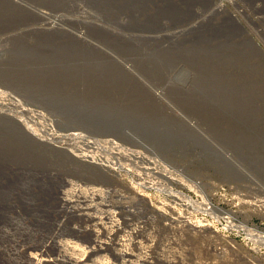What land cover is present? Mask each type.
<instances>
[{
    "label": "rangeland",
    "instance_id": "1",
    "mask_svg": "<svg viewBox=\"0 0 264 264\" xmlns=\"http://www.w3.org/2000/svg\"><path fill=\"white\" fill-rule=\"evenodd\" d=\"M0 44V264H264V0H0Z\"/></svg>",
    "mask_w": 264,
    "mask_h": 264
},
{
    "label": "water",
    "instance_id": "2",
    "mask_svg": "<svg viewBox=\"0 0 264 264\" xmlns=\"http://www.w3.org/2000/svg\"><path fill=\"white\" fill-rule=\"evenodd\" d=\"M2 45V44H0ZM4 46H7L5 43H3ZM13 46V45H10ZM22 50L19 47L13 46L11 49H6L3 50L0 48V64L1 65H11L15 62L16 58L18 57V54L21 53ZM22 79V76L20 77ZM24 83V82H23ZM35 95L36 93H31ZM41 95V96H39ZM35 95L37 98L42 99V101H45L46 96L44 94H39ZM77 110H82V111H93V112H101L104 111L105 113H111L119 110V107L112 103H107L106 101L102 100H96V102H90L89 105L81 106V107H75L74 108V117L79 116V113ZM76 119V118H75ZM95 121V124L97 125V128L102 129V131H114V129H118L123 127L121 123L118 120H111V121H106V123H97L100 121V119H91Z\"/></svg>",
    "mask_w": 264,
    "mask_h": 264
},
{
    "label": "bare ground",
    "instance_id": "3",
    "mask_svg": "<svg viewBox=\"0 0 264 264\" xmlns=\"http://www.w3.org/2000/svg\"><path fill=\"white\" fill-rule=\"evenodd\" d=\"M56 24V23H55ZM79 38H81L82 40H85V38L84 37H82V36H78ZM127 67V66H126ZM0 94H2V92L0 91ZM6 96H8V97H10L9 95H6ZM17 108V107H16ZM16 111H18V108H17V110ZM43 115H41V114H39V113H31L30 111H26V110H24L23 109V107H21V106H19V116H18V120L20 121V122H22L23 123V125H25V128H26V130L30 133H33V132H35V130H36V128H35V126L31 123V120H33V119H37V118H40V117H42ZM29 118H31V120L29 119ZM36 131H38V130H36ZM39 132V131H38ZM39 133H41V132H39ZM42 134V133H41ZM55 137H54V139H52V140H54L53 142H51V140L50 141H48V144H52V145H54V148H55V146H62V147H67V146H71V147H73L70 143H68V142H72V143H75V140H71L72 138L71 137H69V136H63V135H60V136H56L55 134H53ZM44 136V135H43ZM66 139H70L71 141H67ZM85 140L87 141L86 143H88L91 147H96L95 145L96 144H99V143H102V142H115V141H113V140H109V141H100L99 139H97V138H85ZM65 141H67V143L65 142ZM61 142V143H60ZM63 143V144H62ZM59 144V145H58ZM64 144H67V145H65L64 146ZM47 147H49V148H53V146L52 147H50V146H47ZM98 147V146H97ZM67 149V148H66ZM71 149H73V148H71ZM89 149V148H88ZM94 150V149H93ZM75 151H76V149H75ZM95 151V150H94ZM98 153V152H97ZM86 154L87 155H90V157H88V156H86ZM82 156H86L87 158H89L90 159V161H89V159H86L85 157V159L86 160H88V161H86V160H84V159H80V158H76V157H74L76 160H79L80 162H84V163H88V164H91V165H96V163H94V162H91V160H93V161H100V162H107V163H109L110 162V156H108V155H103V154H100V156H99V158L96 156V153L95 152H92V154H88V150L86 151V150H84V152L81 154ZM113 156V155H112ZM83 160V161H82ZM98 163V162H97ZM99 164V163H98ZM101 166V165H100ZM185 222V221H184ZM187 223V222H186ZM0 225H3V223L1 222L0 223ZM189 225V224H188ZM194 229V228H193Z\"/></svg>",
    "mask_w": 264,
    "mask_h": 264
},
{
    "label": "built area",
    "instance_id": "4",
    "mask_svg": "<svg viewBox=\"0 0 264 264\" xmlns=\"http://www.w3.org/2000/svg\"><path fill=\"white\" fill-rule=\"evenodd\" d=\"M50 117H48V119H49ZM30 120H31V118H29ZM34 121H36V124L35 125H37L36 127L38 128V129H40L41 130V132H42V135H47V137H50V138H54L55 136L53 135V134H55L56 136H60V132L56 129V127L54 128V126H53V124L51 123L50 124V126H52V128H53V130H52V132H50V127H42V126H40V121H41V119L40 118H38L37 120H35V119H33ZM32 121V120H31ZM51 121H53L52 119H51ZM48 133H50V135H48ZM105 144V145H104ZM107 144H110V145H112V143H110V142H103V143H99V144H96L95 146V148L94 147H89L90 149H87L88 150V154H92V152H95L96 153V156L99 158V156H100V154L99 153H97L98 151H100V150H102V149H106V145ZM98 146V147H97ZM122 147V146H121ZM121 147L119 146L118 148H117V150H121ZM114 148V147H113ZM95 151H94V150ZM111 152V151H110ZM114 151H112L111 153H113ZM130 154L132 153L131 151H128ZM115 153V152H114ZM134 156H138V158H142V159H146L149 163L151 162V163H153L155 166L153 167V168H151V171L152 172H154V173H156V158H154V159H150V158H147L146 157V155H141V153H137V152H133L132 153ZM86 156H88V157H90V155H87L86 154Z\"/></svg>",
    "mask_w": 264,
    "mask_h": 264
}]
</instances>
